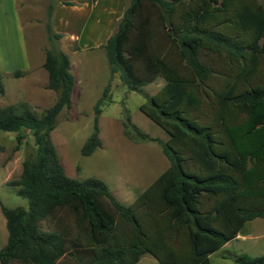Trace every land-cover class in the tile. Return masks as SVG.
I'll return each instance as SVG.
<instances>
[{
	"label": "trees",
	"instance_id": "1",
	"mask_svg": "<svg viewBox=\"0 0 264 264\" xmlns=\"http://www.w3.org/2000/svg\"><path fill=\"white\" fill-rule=\"evenodd\" d=\"M49 21V39L59 38ZM102 47L110 73H118L130 91L164 79L139 109L168 138L141 132L127 113L123 127L127 135L156 141L169 166L128 205L102 179L68 176L50 134L59 113L71 106L74 77L69 56L45 48L54 104L40 116L26 105L0 108V130L17 133L13 149H19L23 129L36 145L35 157L24 160L9 183L27 208L0 204L8 233L0 264H58L67 255L73 264H136L147 252L159 264H210L208 254L247 221L264 217V2L130 0ZM210 52L223 60L215 85L209 81L219 68L203 59ZM108 86L94 105L81 155L101 146L98 116ZM61 210L71 215V227L40 228L39 221ZM230 258L264 264V254Z\"/></svg>",
	"mask_w": 264,
	"mask_h": 264
},
{
	"label": "rangeland",
	"instance_id": "2",
	"mask_svg": "<svg viewBox=\"0 0 264 264\" xmlns=\"http://www.w3.org/2000/svg\"><path fill=\"white\" fill-rule=\"evenodd\" d=\"M66 1L71 2V5L64 4ZM129 2L130 0H0V74L4 85V92L0 93V108L14 106L21 109L26 105L40 116L53 105L57 93L47 88L48 75L43 67L44 50L58 47L64 51L68 50L67 41L72 45L76 43L74 47L77 52L69 50L72 58L70 71L75 73L71 106L57 116L50 134L51 140L68 176L79 180L88 177L102 179L114 198L126 205L131 204L169 166L167 157L156 141L127 135L123 127L127 113L141 132L151 138H168L165 131L139 109L146 101L145 96L158 91L164 84V79L158 76L140 87V91H130L118 73H110L102 45H94L98 41H104L107 34L116 30L120 19L117 21L115 17ZM150 11L154 13L153 8ZM48 21L52 30L60 34L59 38L49 39L46 31ZM74 35H77V41L72 42ZM170 57L177 59L175 54ZM203 59L212 68H219L209 81V85H215L220 78L217 71L223 60L212 52L203 54ZM107 84V96L98 116L101 146L90 155H81V146L92 131L94 105ZM16 134L0 130V204L8 208H27V199L17 194V186L9 183L19 177L22 162L35 157L36 145L30 130L23 129L22 143L18 150H14ZM59 224L72 226L71 215L66 210L39 221L42 230L54 229ZM0 228H4L7 234L1 208ZM2 232L1 229L0 237ZM242 234H245L244 238L232 239L227 247L219 248L212 256L214 264H236L230 258L234 255L264 254V217L247 221ZM220 256L226 259H221ZM73 263V259L67 255L58 264Z\"/></svg>",
	"mask_w": 264,
	"mask_h": 264
},
{
	"label": "crops",
	"instance_id": "3",
	"mask_svg": "<svg viewBox=\"0 0 264 264\" xmlns=\"http://www.w3.org/2000/svg\"><path fill=\"white\" fill-rule=\"evenodd\" d=\"M125 8V7H124ZM124 10V9H123ZM123 10L121 11V12H119V14H117L116 15V20L118 21L120 18H121V16H122V13H123ZM112 34V32L111 33H109V34H107L106 35V38H105V40L104 41H98L97 43H95L94 45L95 46H98V45H103L105 42H106V40L108 39V37L110 36ZM70 37H72V35H70ZM73 40H71L72 42L73 41H77V35H74L73 36ZM72 39V38H71ZM69 44H68V47H67V49L68 50H64L65 51V53L69 56V50L70 51H76L77 52V49H76V47H74L75 46V44L74 45H72L69 41H67ZM75 52V53H76ZM69 58H70V66L72 65V58L69 56ZM71 73H72V75H73V71L71 70ZM75 74V73H74ZM152 228H155L154 226L152 227ZM2 229V236L0 237V248L1 247H3L5 244H6V241H7V235H8V233L6 234L5 233V230H4V228H0V230ZM7 230V229H6ZM242 230H243V227L241 228V230L239 231V233H238V235L235 237V238H233V239H242V238H244L245 237V234H242ZM229 243V241L228 242H225L221 247H220V249L221 248H224V247H227V244ZM219 250V249H218ZM218 250H216V251H214V252H212V253H210V254H208V260H209V263L210 264H214L213 263V261H212V256L213 255H215L216 253H217V251ZM221 257V256H220ZM221 259H226V258H222L221 257ZM220 262V260H218V263ZM159 264V261H158V259L154 256V255H152L151 253H144V254H142L141 256H140V258H139V260L137 261V263L136 264Z\"/></svg>",
	"mask_w": 264,
	"mask_h": 264
}]
</instances>
